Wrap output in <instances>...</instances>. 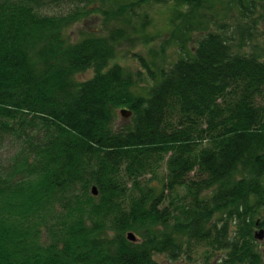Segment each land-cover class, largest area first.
I'll return each mask as SVG.
<instances>
[{"label":"trees","instance_id":"16d2710c","mask_svg":"<svg viewBox=\"0 0 264 264\" xmlns=\"http://www.w3.org/2000/svg\"><path fill=\"white\" fill-rule=\"evenodd\" d=\"M93 2L0 0V264H264V46L241 24L264 0ZM153 5L168 33L127 68L161 36Z\"/></svg>","mask_w":264,"mask_h":264},{"label":"rangeland","instance_id":"374dc122","mask_svg":"<svg viewBox=\"0 0 264 264\" xmlns=\"http://www.w3.org/2000/svg\"><path fill=\"white\" fill-rule=\"evenodd\" d=\"M230 1V0H225ZM102 0H94L93 3L89 4V8L94 9L101 5ZM83 3L82 5H84ZM78 3H61V4H53L48 7H44L42 10L49 14H66L71 11H75L78 7L82 6ZM259 6V5H258ZM223 7V5L219 4L218 9ZM235 12H234V10ZM233 10V16L230 17L228 20H230L232 23L236 24V16L239 14L238 9L235 8L233 5V8L230 9V11ZM142 13L149 12L150 17L152 18V25L148 26V30L152 33H160L161 36L157 35L160 38L156 39V42L152 45H149L148 47L144 46H137L135 48L128 47V45H125L121 48V51L119 52L116 61L122 63L127 68L136 70L140 68L141 64L138 59L134 57V53H144L145 55L148 54L150 49H157L159 47V44L162 43V40L165 38V34L167 35L168 31V23H169V14L167 13V9L163 8L161 6H155L147 7L146 9L141 10ZM248 14L251 16L250 19H241V24L247 27H251L250 31L253 37H255L256 40H258V43L264 46V8L258 7L254 8L251 12H248ZM253 17V18H252ZM103 14L101 12L95 11L92 12L89 17L86 19L77 22L76 24L72 25L69 30L68 34L71 36L73 40L80 39L86 35H89L91 32H99L100 29L103 26ZM237 23H239V20H237ZM165 30V31H164ZM166 32V33H165ZM169 54V60L173 61L177 57L176 47H169L168 52ZM94 74L93 70H88L86 72L80 73L77 75V78L80 80H85L90 77H92ZM120 118L119 122H124L129 120L130 118H126L119 113ZM16 151V147L11 145V142L7 143L6 146L2 150V157L1 159L4 162H8L10 160L12 154ZM260 230V228H257V231ZM258 246L261 249L264 257V238L257 239ZM203 253V250H199L196 255H194V258L192 260H181V261H172L171 264H204L205 259L204 255H201ZM222 255V254H220ZM157 258L161 260L163 263H168L169 260L166 256L158 255ZM219 262V261H217Z\"/></svg>","mask_w":264,"mask_h":264},{"label":"water","instance_id":"95a60500","mask_svg":"<svg viewBox=\"0 0 264 264\" xmlns=\"http://www.w3.org/2000/svg\"><path fill=\"white\" fill-rule=\"evenodd\" d=\"M122 114L126 118H129L132 115V111L130 109H123ZM93 193L98 194V188L96 186L93 187ZM256 236L260 239H263L264 238V229H261L259 232H257ZM128 237L132 241H138V236L133 231L128 233Z\"/></svg>","mask_w":264,"mask_h":264}]
</instances>
